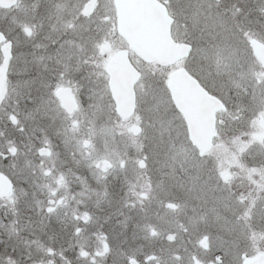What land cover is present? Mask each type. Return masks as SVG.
I'll use <instances>...</instances> for the list:
<instances>
[{
	"label": "snow or ice",
	"instance_id": "1",
	"mask_svg": "<svg viewBox=\"0 0 264 264\" xmlns=\"http://www.w3.org/2000/svg\"><path fill=\"white\" fill-rule=\"evenodd\" d=\"M0 264H264V0H0Z\"/></svg>",
	"mask_w": 264,
	"mask_h": 264
},
{
	"label": "flooded vegetation",
	"instance_id": "2",
	"mask_svg": "<svg viewBox=\"0 0 264 264\" xmlns=\"http://www.w3.org/2000/svg\"><path fill=\"white\" fill-rule=\"evenodd\" d=\"M4 23H6V21H4Z\"/></svg>",
	"mask_w": 264,
	"mask_h": 264
}]
</instances>
